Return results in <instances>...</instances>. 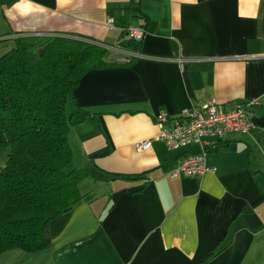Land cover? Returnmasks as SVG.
<instances>
[{"label": "crops", "instance_id": "1", "mask_svg": "<svg viewBox=\"0 0 264 264\" xmlns=\"http://www.w3.org/2000/svg\"><path fill=\"white\" fill-rule=\"evenodd\" d=\"M143 22L141 41L125 36ZM36 34L143 57L81 77L66 108L82 198L50 221L44 249L0 264H264V61L244 58L264 53V0H0V56ZM211 100L254 101L251 136L215 139L214 172L171 177L198 147L167 149L155 116Z\"/></svg>", "mask_w": 264, "mask_h": 264}, {"label": "trees", "instance_id": "2", "mask_svg": "<svg viewBox=\"0 0 264 264\" xmlns=\"http://www.w3.org/2000/svg\"><path fill=\"white\" fill-rule=\"evenodd\" d=\"M106 55L92 41L53 35L16 37L0 56V253L44 249L50 221L81 200L89 170L68 168L66 103L86 72L135 59Z\"/></svg>", "mask_w": 264, "mask_h": 264}, {"label": "built area", "instance_id": "3", "mask_svg": "<svg viewBox=\"0 0 264 264\" xmlns=\"http://www.w3.org/2000/svg\"><path fill=\"white\" fill-rule=\"evenodd\" d=\"M109 26L113 28L111 20ZM122 30L128 39L135 42L141 41L145 35V28L141 25L124 26ZM117 51L124 52L123 50ZM126 55L130 58L143 57L141 53H127ZM244 58H255L264 61V53ZM253 105L254 101H248L239 103L233 108H225L211 100L200 110L183 109L177 117H169L162 113L156 115L155 121L158 126L156 139L161 140L167 149L178 150L190 144H195L198 147L197 152L186 155L178 161L170 176L173 178L201 176L206 172H214L215 167L209 165L206 160L212 142L232 132L251 136L254 128ZM150 147L151 141L149 139L134 144L137 152L145 151Z\"/></svg>", "mask_w": 264, "mask_h": 264}, {"label": "rangeland", "instance_id": "4", "mask_svg": "<svg viewBox=\"0 0 264 264\" xmlns=\"http://www.w3.org/2000/svg\"><path fill=\"white\" fill-rule=\"evenodd\" d=\"M103 47V46H101ZM105 48V47H104ZM107 49V48H106ZM116 55H119V56H124V54H120L119 52H116V51H110L107 49V55H106V60L107 61H111V60H115L117 58ZM1 153V152H0ZM3 154V153H2Z\"/></svg>", "mask_w": 264, "mask_h": 264}, {"label": "water", "instance_id": "5", "mask_svg": "<svg viewBox=\"0 0 264 264\" xmlns=\"http://www.w3.org/2000/svg\"><path fill=\"white\" fill-rule=\"evenodd\" d=\"M40 53H41V51H40Z\"/></svg>", "mask_w": 264, "mask_h": 264}]
</instances>
